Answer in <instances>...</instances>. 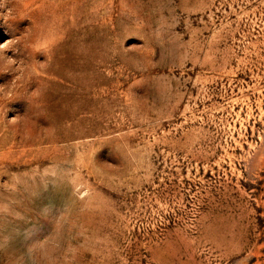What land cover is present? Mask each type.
Segmentation results:
<instances>
[{
    "label": "rangeland",
    "instance_id": "obj_1",
    "mask_svg": "<svg viewBox=\"0 0 264 264\" xmlns=\"http://www.w3.org/2000/svg\"><path fill=\"white\" fill-rule=\"evenodd\" d=\"M0 264H264V0H0Z\"/></svg>",
    "mask_w": 264,
    "mask_h": 264
}]
</instances>
